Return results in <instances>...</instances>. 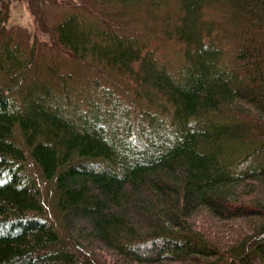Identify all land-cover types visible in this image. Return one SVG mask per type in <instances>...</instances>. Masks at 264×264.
<instances>
[{
    "label": "trees",
    "instance_id": "16d2710c",
    "mask_svg": "<svg viewBox=\"0 0 264 264\" xmlns=\"http://www.w3.org/2000/svg\"><path fill=\"white\" fill-rule=\"evenodd\" d=\"M98 1L52 27L80 81L0 0V264H264V0Z\"/></svg>",
    "mask_w": 264,
    "mask_h": 264
},
{
    "label": "rangeland",
    "instance_id": "374dc122",
    "mask_svg": "<svg viewBox=\"0 0 264 264\" xmlns=\"http://www.w3.org/2000/svg\"><path fill=\"white\" fill-rule=\"evenodd\" d=\"M3 3L9 9L7 30L12 32L16 41L33 50L40 63L31 78L48 80L51 76L46 70L48 65H56L60 71L71 70L80 81L88 78L90 74L94 75L88 72L86 67H79L75 60L58 46L52 36V27L55 22L71 12L91 13L96 18L100 16L105 18L113 12L109 5H103L98 0H3ZM172 4L173 2H171V8L174 9ZM120 22L124 21L120 20ZM133 25L132 30L136 28L138 29L136 31H141V24L133 23ZM162 37V34L152 37L150 45L158 49L159 55L171 60L173 66L182 63L184 54L180 45L175 41L166 42ZM90 224V221L80 220L73 231H76L77 225L89 226Z\"/></svg>",
    "mask_w": 264,
    "mask_h": 264
}]
</instances>
